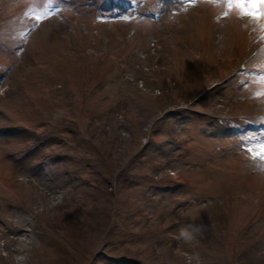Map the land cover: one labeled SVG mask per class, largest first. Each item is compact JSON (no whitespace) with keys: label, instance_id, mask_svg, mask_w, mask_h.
Instances as JSON below:
<instances>
[{"label":"rangeland","instance_id":"obj_1","mask_svg":"<svg viewBox=\"0 0 264 264\" xmlns=\"http://www.w3.org/2000/svg\"><path fill=\"white\" fill-rule=\"evenodd\" d=\"M55 1L0 0V264H264L248 0Z\"/></svg>","mask_w":264,"mask_h":264},{"label":"snow or ice","instance_id":"obj_2","mask_svg":"<svg viewBox=\"0 0 264 264\" xmlns=\"http://www.w3.org/2000/svg\"><path fill=\"white\" fill-rule=\"evenodd\" d=\"M250 7H245L241 3L245 16L251 17L257 22V27L261 32H264V0H248Z\"/></svg>","mask_w":264,"mask_h":264},{"label":"clouds","instance_id":"obj_3","mask_svg":"<svg viewBox=\"0 0 264 264\" xmlns=\"http://www.w3.org/2000/svg\"><path fill=\"white\" fill-rule=\"evenodd\" d=\"M180 235L182 237H184L186 240H191L192 239V235L189 232H187V231H181Z\"/></svg>","mask_w":264,"mask_h":264}]
</instances>
